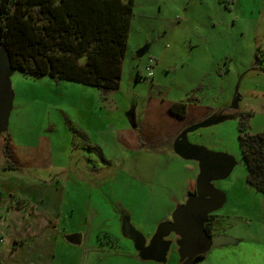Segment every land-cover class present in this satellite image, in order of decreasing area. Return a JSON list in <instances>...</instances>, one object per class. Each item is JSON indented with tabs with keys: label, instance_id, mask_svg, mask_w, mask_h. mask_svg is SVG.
Here are the masks:
<instances>
[{
	"label": "rangeland",
	"instance_id": "374dc122",
	"mask_svg": "<svg viewBox=\"0 0 264 264\" xmlns=\"http://www.w3.org/2000/svg\"><path fill=\"white\" fill-rule=\"evenodd\" d=\"M210 45L214 57L205 50ZM149 64L152 75L147 77ZM10 81L14 96L8 130L17 125L32 130L15 139L22 145L44 144L42 151L50 156L38 167L16 170L27 182L53 177L57 208L53 227L40 231L44 253L31 254L33 238H27L23 264H32L29 258L42 264H157L139 259L122 235L118 205L148 237L180 203L186 180L196 178L197 164L165 144L148 143L153 135L162 136L165 125L147 105L151 96L188 102L194 93L204 105L233 113L189 136L191 143L236 160L229 176L214 181L226 200L213 214L222 234L239 240L211 247L195 264H264V194L246 183L237 116L248 112L249 131H264V0H134L119 87L107 93L18 70ZM136 135L146 147L131 145L130 136ZM70 234L81 241H69ZM175 238H168L166 264H180ZM3 256L0 264H16L9 260L13 255Z\"/></svg>",
	"mask_w": 264,
	"mask_h": 264
},
{
	"label": "trees",
	"instance_id": "16d2710c",
	"mask_svg": "<svg viewBox=\"0 0 264 264\" xmlns=\"http://www.w3.org/2000/svg\"><path fill=\"white\" fill-rule=\"evenodd\" d=\"M133 9L134 0H0V44L14 70L35 78L48 75L79 82L107 93L119 87ZM187 109L186 101L168 106L181 118ZM237 116L246 183L264 194V131H249L248 112ZM2 154L5 168L18 167L7 134ZM194 190L191 183L189 191ZM213 219L209 214L204 224L209 235Z\"/></svg>",
	"mask_w": 264,
	"mask_h": 264
},
{
	"label": "crops",
	"instance_id": "0c3cea01",
	"mask_svg": "<svg viewBox=\"0 0 264 264\" xmlns=\"http://www.w3.org/2000/svg\"><path fill=\"white\" fill-rule=\"evenodd\" d=\"M205 50L206 51L208 50L209 53L210 52L212 53L210 55L211 57L215 56L214 55L215 50L213 49V46L211 45L207 46ZM199 84H200L199 87H201L203 84V80ZM149 100L150 102L147 105L149 114L151 111V115H155L154 116L155 120L162 119L163 124L165 125L164 126L165 130L163 131L162 136L153 135V137H151V139L148 140V143L151 144L155 143L157 145L165 144L166 146H169L177 156L179 155L173 149V142L175 138L184 129L192 127L195 124L203 122L209 118H216L217 116H233V113L229 115L225 114L228 111L224 107L215 109L210 105H204L201 101V98L198 96V94L195 93L193 95V98L189 99L187 102L188 103L187 114L183 118L174 116L168 111V106L170 105L171 102H176V99L164 100L163 98L160 99V97L151 96ZM179 101H184V100H179ZM12 108H13V102H12ZM234 109H237V107ZM11 112L12 109L10 111V115ZM16 112L21 114V112L23 111H20L19 108L17 109ZM130 117L132 122L135 121L134 112L130 114ZM189 119H191L190 122ZM8 128H9V119H8L7 130L3 133H0V260L4 258L3 253L7 252L10 255L14 256L13 258L9 259L11 262L15 260L14 262H16V264H21V263L23 264L24 260L26 259L22 257L23 254L21 252L26 247H28L26 243L27 238L28 239L33 238L32 240L30 239V241L34 246L33 248H31V254L35 252L43 254L46 249L43 248V246L46 245L43 244L42 238L40 237L41 236L40 231L43 228L53 227V213L57 211L56 206L53 205V203L55 202L54 200L56 194L53 192V177L50 179V181H45V182H36L37 180L32 182H27L24 180V177H22L23 175H21L19 171H17L16 169H7L4 167L5 162L2 154V142H3V136L5 134L9 135L11 138L13 151L17 158L18 166L38 167L40 164H43L47 159H50V156L46 155L45 150L44 153L42 151L44 144L40 145L38 143L37 145L34 146L22 145L18 143L17 140L15 139L17 135L19 136V134H28L29 132H32V130H29L26 127L24 128L22 127V125L15 126L13 131H9ZM196 129H194L193 131H195ZM193 131L187 133V138L189 141H190L189 133ZM130 143L131 145L133 144L136 148L144 147V146L146 147V145L142 143L138 144L139 141L137 135L130 136ZM179 157L182 158L181 156ZM191 161H195V160H191ZM191 170H194V167H191ZM197 173H198V166H197ZM31 176L34 177V179H37L36 176L33 175ZM191 183H195V180L194 179L186 180V185H185L186 194H184L183 198L180 200V203L184 202L185 199L187 198V193L191 188ZM18 200L22 201V204L17 205L16 201ZM225 200H226V195H225ZM118 206H119L118 210L120 211V229L122 235L125 238L131 240L128 236H125L122 232V220L123 218L128 217L129 222L133 226V228L142 233V235L146 240V244L148 243L149 239L155 232L157 225L162 221L169 220L171 218L172 211L176 207L174 206L172 211L168 213L163 220L158 222L154 230L149 234L148 237H146L142 231L138 230L133 225V223L131 222V215L126 210H124L120 204ZM221 228L222 227L219 224V219H217L216 216L214 215V219L212 222L213 234L214 235L222 234ZM171 234H173L174 237L177 238V236L174 233H170L165 238L168 239ZM107 236L108 235L105 234L103 237L105 238ZM17 240L19 241L18 244L14 245V242ZM68 240L73 243H79L81 241V236L77 234H70L68 235ZM97 240L100 243L101 237L99 236ZM235 240L236 243L232 245H236L239 242L238 239ZM131 242L133 245V249L135 250L133 241L131 240ZM2 248L4 250H2ZM135 252L138 256V252L136 250ZM205 254L206 252L204 253V256L199 259L200 262L205 258ZM139 259L141 258L139 257ZM29 260L30 262L32 261V264H42L40 262L34 261L33 258H29ZM143 261H152V260H143ZM155 263L166 264L167 256L165 262H155ZM179 263L181 264L180 261Z\"/></svg>",
	"mask_w": 264,
	"mask_h": 264
},
{
	"label": "water",
	"instance_id": "95a60500",
	"mask_svg": "<svg viewBox=\"0 0 264 264\" xmlns=\"http://www.w3.org/2000/svg\"><path fill=\"white\" fill-rule=\"evenodd\" d=\"M146 48L138 52L141 56ZM14 69L10 65L7 51L0 44V133L7 130L8 119L12 109L13 90L10 74ZM233 107H237L236 101ZM231 116L209 118L192 127L184 129L174 140V151L184 159L195 160L198 173L195 178V190L188 191L184 202L176 205L171 218L160 222L148 243L141 232L135 230L129 218L122 220V232L134 244L138 256L143 260L165 262L171 240L166 239L170 233L177 238V252L182 264H195L211 246H225L236 243V240L224 234L209 235L204 228L209 214L221 208L225 194L214 186V181L226 178L234 168V156L226 152L212 151L205 146L191 143L187 133L202 126L216 123Z\"/></svg>",
	"mask_w": 264,
	"mask_h": 264
},
{
	"label": "built area",
	"instance_id": "2783aa9c",
	"mask_svg": "<svg viewBox=\"0 0 264 264\" xmlns=\"http://www.w3.org/2000/svg\"><path fill=\"white\" fill-rule=\"evenodd\" d=\"M150 64L152 63V59L149 60ZM150 64L148 66H146V71H147V77H150L152 75V71H151V66Z\"/></svg>",
	"mask_w": 264,
	"mask_h": 264
},
{
	"label": "flooded vegetation",
	"instance_id": "af4514ba",
	"mask_svg": "<svg viewBox=\"0 0 264 264\" xmlns=\"http://www.w3.org/2000/svg\"><path fill=\"white\" fill-rule=\"evenodd\" d=\"M182 118H183V117H182ZM210 234H211V235H214L213 232H212V226H211Z\"/></svg>",
	"mask_w": 264,
	"mask_h": 264
}]
</instances>
